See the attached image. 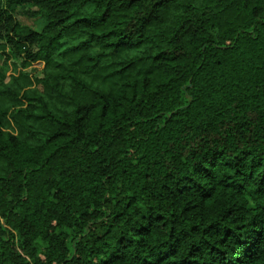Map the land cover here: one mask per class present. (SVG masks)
<instances>
[{
	"label": "trees",
	"instance_id": "obj_1",
	"mask_svg": "<svg viewBox=\"0 0 264 264\" xmlns=\"http://www.w3.org/2000/svg\"><path fill=\"white\" fill-rule=\"evenodd\" d=\"M0 264H264V0H0Z\"/></svg>",
	"mask_w": 264,
	"mask_h": 264
},
{
	"label": "rangeland",
	"instance_id": "obj_2",
	"mask_svg": "<svg viewBox=\"0 0 264 264\" xmlns=\"http://www.w3.org/2000/svg\"><path fill=\"white\" fill-rule=\"evenodd\" d=\"M19 19L24 25L34 26V21L26 16L21 15Z\"/></svg>",
	"mask_w": 264,
	"mask_h": 264
}]
</instances>
